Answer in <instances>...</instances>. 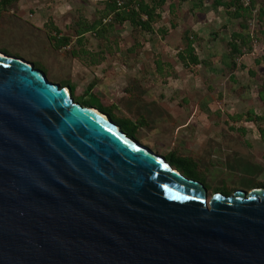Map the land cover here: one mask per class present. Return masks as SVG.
Here are the masks:
<instances>
[{
  "label": "water",
  "instance_id": "obj_1",
  "mask_svg": "<svg viewBox=\"0 0 264 264\" xmlns=\"http://www.w3.org/2000/svg\"><path fill=\"white\" fill-rule=\"evenodd\" d=\"M0 51V264H264V188L216 192Z\"/></svg>",
  "mask_w": 264,
  "mask_h": 264
},
{
  "label": "rangeland",
  "instance_id": "obj_2",
  "mask_svg": "<svg viewBox=\"0 0 264 264\" xmlns=\"http://www.w3.org/2000/svg\"><path fill=\"white\" fill-rule=\"evenodd\" d=\"M107 1L20 0L0 15V51L71 87L76 101L106 110L116 122L127 118L125 128L157 153L196 158L209 199L216 190L264 188V62H257L264 55V23L255 17L243 30L215 0H168L153 32L125 22L79 39L76 29L87 22L110 24ZM241 30L250 35L251 49L243 47L233 70L227 42ZM187 32L206 63L180 61ZM49 35L73 36L72 43L56 50ZM78 65L87 67L85 75ZM250 112L252 120L237 119ZM141 117L146 125L133 131Z\"/></svg>",
  "mask_w": 264,
  "mask_h": 264
},
{
  "label": "trees",
  "instance_id": "obj_3",
  "mask_svg": "<svg viewBox=\"0 0 264 264\" xmlns=\"http://www.w3.org/2000/svg\"><path fill=\"white\" fill-rule=\"evenodd\" d=\"M20 0H0V15L3 10H7L9 7L13 6L15 3ZM108 0L106 3V12L104 18H111L110 24H103L102 21H95L93 23H85L84 27L76 29V36H83L88 32H96L100 34L101 31H106L108 26L115 24H124L125 22H130L134 29H139L143 32H153L154 24L161 18L160 9L168 0ZM215 6L224 7L230 18L240 19V27L245 30L249 28V21L253 18H257L260 22L264 23V0H215ZM102 28V30H101ZM59 31V30H57ZM264 34V29L262 30ZM50 40L52 41V46L54 49L59 50L64 46L70 45L72 43L73 36H56L49 35ZM187 41L186 47L183 51L178 53L180 61L187 67L192 65H200L206 63L203 61L199 54L196 51L194 36H191L190 32H187L185 35ZM250 35L245 34L242 30L233 32L231 39L227 42L230 55L233 58L231 68L236 70L238 64L234 58L238 55H243V47H248L250 43ZM80 43L82 42L79 40ZM73 54L76 51L72 52ZM157 65L160 67L161 61L157 59ZM258 63L264 62V55L257 59ZM161 69V68H160ZM67 86V85H63ZM95 84H91L88 88V92L92 93ZM73 94V93H72ZM93 96V95H92ZM84 105H89L88 103H83ZM93 106V105H91ZM96 107V106H95ZM98 108V107H97ZM100 110L107 113L106 110L100 108ZM248 116L249 119H253V112L246 115H238L237 119L240 120L243 117ZM234 117V116H233ZM127 118L124 119L123 123L120 121L117 122L131 137H134L129 129L125 128ZM146 125V119L144 117L136 120V123L133 125V131H136L139 126ZM262 136L264 137V129L261 130ZM173 168L182 172L183 175L187 176L190 179L199 180L204 182L203 178L200 176V164L196 158L192 156H180V153L176 150L171 151L170 153L164 155ZM258 188V187H257ZM215 192H221L216 190ZM226 195H232L234 193L233 189H228L226 192H223Z\"/></svg>",
  "mask_w": 264,
  "mask_h": 264
},
{
  "label": "crops",
  "instance_id": "obj_4",
  "mask_svg": "<svg viewBox=\"0 0 264 264\" xmlns=\"http://www.w3.org/2000/svg\"><path fill=\"white\" fill-rule=\"evenodd\" d=\"M166 3H167V2H166ZM166 3H165V4H166ZM165 4H164V5H165ZM164 5H163V6H164ZM160 10H161V9H160ZM39 27H40V26H39ZM40 28H42V27H40ZM73 62H74V63H78L77 61H73ZM77 67H78V72H82L81 74H84V75H85L84 68L87 69V67L83 66L84 68H81V65H78ZM81 74H80V75H81ZM92 84H93V83H92ZM89 86H91V84H90ZM88 88H89V87H88ZM87 91H88V90H87Z\"/></svg>",
  "mask_w": 264,
  "mask_h": 264
},
{
  "label": "bare ground",
  "instance_id": "obj_5",
  "mask_svg": "<svg viewBox=\"0 0 264 264\" xmlns=\"http://www.w3.org/2000/svg\"><path fill=\"white\" fill-rule=\"evenodd\" d=\"M67 91H69V89L67 88Z\"/></svg>",
  "mask_w": 264,
  "mask_h": 264
}]
</instances>
